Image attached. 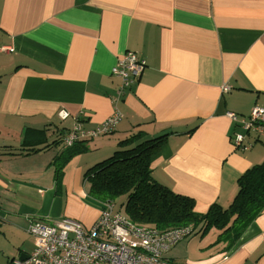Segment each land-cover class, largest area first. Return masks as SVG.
I'll list each match as a JSON object with an SVG mask.
<instances>
[{"label":"crops","instance_id":"0c3cea01","mask_svg":"<svg viewBox=\"0 0 264 264\" xmlns=\"http://www.w3.org/2000/svg\"><path fill=\"white\" fill-rule=\"evenodd\" d=\"M3 46L12 49L0 51V253L8 264L41 242L28 232L32 219L95 224L103 207L90 201L84 174L132 133L168 134L152 174L192 197L198 213L228 207L239 177L264 160V133L227 115L264 106V0H0ZM127 51L145 68L114 102L121 78L112 69ZM116 105L122 118L85 141L88 151L69 161L57 188L51 162L63 143L32 153L25 144L62 140L76 121L94 129ZM236 132L248 149L235 147ZM197 234L165 256L174 264H264V211L231 249L216 228Z\"/></svg>","mask_w":264,"mask_h":264},{"label":"trees","instance_id":"16d2710c","mask_svg":"<svg viewBox=\"0 0 264 264\" xmlns=\"http://www.w3.org/2000/svg\"><path fill=\"white\" fill-rule=\"evenodd\" d=\"M30 131L24 132V144ZM38 133L44 135L43 131ZM167 138L168 134L149 138L144 131H137L120 140L111 156L98 161L84 174V180L89 183L90 201L104 207L107 202L115 203L117 198L124 196L125 214L135 223L161 230L193 225L194 229L198 227L204 233L216 228L219 230L218 242L227 243L231 249L264 211V160L239 177L238 193L228 207L215 203L206 213H198L192 197L175 193L152 174V158ZM85 141L66 146L64 138L56 139L38 148L45 142L42 138L25 145H32L28 150L32 153L63 143L51 162L57 188H61L66 165L73 157L88 151Z\"/></svg>","mask_w":264,"mask_h":264},{"label":"built area","instance_id":"2783aa9c","mask_svg":"<svg viewBox=\"0 0 264 264\" xmlns=\"http://www.w3.org/2000/svg\"><path fill=\"white\" fill-rule=\"evenodd\" d=\"M0 47V51H10ZM145 61L134 51H127L119 58L112 73L121 78L114 102L141 76ZM228 85L223 86L228 91ZM228 117L246 132L264 133V106L256 105L248 115L229 111ZM63 119L68 112L62 111ZM122 118L119 108L94 129L86 130L79 121L64 136L66 146L79 140H90L109 134ZM233 144L248 149L246 134L236 132ZM194 231L193 225L161 230L156 226L138 224L126 214L115 209V203L107 202L99 218L91 227H85L77 219L63 217L53 223L32 219L28 232L40 239V243L26 258H13L10 264H174L165 253Z\"/></svg>","mask_w":264,"mask_h":264},{"label":"rangeland","instance_id":"374dc122","mask_svg":"<svg viewBox=\"0 0 264 264\" xmlns=\"http://www.w3.org/2000/svg\"><path fill=\"white\" fill-rule=\"evenodd\" d=\"M124 202H125V197L124 196H121V197L117 198L115 200V209L119 210V211H121L122 213L125 214V204H124ZM199 232H201V231L199 230L198 227H196L190 236H192V235L198 236V235H200V234H197ZM0 264H8L7 257L4 254H2V253H0Z\"/></svg>","mask_w":264,"mask_h":264},{"label":"water","instance_id":"95a60500","mask_svg":"<svg viewBox=\"0 0 264 264\" xmlns=\"http://www.w3.org/2000/svg\"><path fill=\"white\" fill-rule=\"evenodd\" d=\"M27 257V254H23L22 256H21V258H26Z\"/></svg>","mask_w":264,"mask_h":264}]
</instances>
